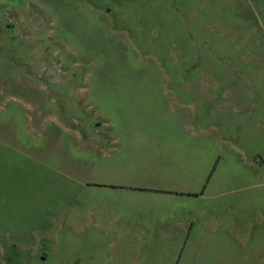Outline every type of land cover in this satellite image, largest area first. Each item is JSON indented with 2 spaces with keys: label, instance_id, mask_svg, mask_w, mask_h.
Listing matches in <instances>:
<instances>
[{
  "label": "rangeland",
  "instance_id": "obj_1",
  "mask_svg": "<svg viewBox=\"0 0 264 264\" xmlns=\"http://www.w3.org/2000/svg\"><path fill=\"white\" fill-rule=\"evenodd\" d=\"M0 264H264V0H0Z\"/></svg>",
  "mask_w": 264,
  "mask_h": 264
}]
</instances>
